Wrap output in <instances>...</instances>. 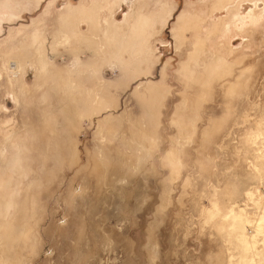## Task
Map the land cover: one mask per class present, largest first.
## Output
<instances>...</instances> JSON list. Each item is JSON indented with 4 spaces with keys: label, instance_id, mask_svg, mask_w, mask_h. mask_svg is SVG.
<instances>
[{
    "label": "rangeland",
    "instance_id": "374dc122",
    "mask_svg": "<svg viewBox=\"0 0 264 264\" xmlns=\"http://www.w3.org/2000/svg\"><path fill=\"white\" fill-rule=\"evenodd\" d=\"M91 1L0 0L25 10L0 28V150L13 151L0 180L17 174L22 146L30 175L17 189L32 186L28 233L13 226L0 264L235 263L234 215L254 220L264 198V0H168L172 18L150 49L121 62L113 47L95 53L107 34L77 44L71 30L90 26L57 22ZM162 1L145 0L150 11ZM184 14L198 23L178 33Z\"/></svg>",
    "mask_w": 264,
    "mask_h": 264
},
{
    "label": "bare ground",
    "instance_id": "6f19581e",
    "mask_svg": "<svg viewBox=\"0 0 264 264\" xmlns=\"http://www.w3.org/2000/svg\"><path fill=\"white\" fill-rule=\"evenodd\" d=\"M38 1L39 2H37V6L43 0H38ZM124 2L125 0H116V2L113 0H92L91 1L92 5H90L91 7L88 8L86 6L83 8H79L78 10H75L74 8L70 6L64 9L63 12L61 11V14L58 16L57 22L59 26L62 27L63 29H68L69 27L70 28L73 27V23L75 21H79L77 22L78 26H80V23H86L90 26L89 28L90 33H85L81 30H78V31L71 30L72 35L74 37V41L77 42V44L78 43L86 44V43H89L90 40H93V39L95 40V38L93 37L96 34L95 32L99 34L100 33L107 34L106 45L104 44L96 45L97 50L99 51L95 53L98 56V54H102L103 52H105V49L107 46H110L111 48L113 47L114 50L112 52V56H115V58H117L115 59V60H118L117 62H121L119 60L120 58H122L123 53L129 50L132 51V49H134V51H132V54H135V52L138 51L137 50L138 48H140L142 51L145 49L146 50L150 49L149 45L151 43L149 42V40H151L152 36L154 35L157 26L161 25L162 28H165L166 25L169 23L170 19L172 18V11L169 9L170 3L168 0L157 2L156 7L158 9L156 11L151 10L152 13L149 8L150 6H148L150 2L148 4L147 2H145V0H132L131 1L132 2V13L125 16L124 21L119 24L116 22L115 16H116L117 10L122 8L121 5ZM228 2H230V4L232 5L234 3V0H219L218 6L225 7ZM3 4H4V6L2 5L3 9H0V28L2 27V24L4 22L6 21L9 22L10 20L11 22H14L18 18H20V16H22V15L20 16L16 15L14 11L15 7L11 3L5 2ZM16 6L18 7V10L17 9L15 10L18 12V14L25 11V10H21V7L23 6L21 3H19ZM77 23H75V28L78 27ZM196 23H198V20L196 18L194 17L191 18L188 15L184 14L179 18L177 32L181 33L186 28L192 27ZM214 25H215V29L217 30H219V28L221 27L216 23H214ZM247 26L248 24H245V27ZM106 30L107 32H105ZM70 37L71 35L69 36L66 33L63 38L66 41ZM37 38H35L33 41L34 43L36 42L35 44H37L38 42L39 38L38 39ZM32 46L33 45H31L30 47ZM26 47H27L26 48L27 50L23 49L22 51L23 52L22 60L24 59L23 63L26 61L25 58L27 56L28 49L30 50L29 46H26ZM96 47H94V49H96ZM132 54L130 56H133ZM46 55H47V51L42 52L40 54V57L44 60L41 64L42 69L43 68L46 69V66L50 64V61L46 59ZM103 56H104V53H103ZM40 57L39 59H41ZM7 58L9 59V55ZM76 64H79V62H77ZM122 64L124 63L122 62ZM58 79H60V76L58 77ZM58 79H55L52 77L49 80L51 84L53 83L52 85H50V89L54 90L55 92L57 91L56 89L58 88V86L56 85L57 83L55 82ZM97 82H99L97 85L99 88H102L105 86L104 85L105 82L103 78H101ZM66 84L67 83L65 82L64 84L65 86L63 88L64 91L67 90ZM47 96H49L50 98L49 93L47 94ZM87 96L88 97L84 98L87 104L85 108L86 110L90 107V104L92 103L91 101L92 96H90V93H87ZM88 102L90 103L88 104ZM48 120L49 122L51 120V123L53 124V128H55L54 124L56 122L53 121L54 119L53 120L48 119ZM49 126H50V123L48 124L47 127ZM11 147L12 146L9 145V146H4L1 148L0 159L5 158V152H7L8 150L12 151ZM18 148H19V150L17 149L18 155H16L13 158L17 174L15 176L9 175V178H7L6 181L3 179L0 180V245H2V247H3V244L6 243L7 239H10L12 235L11 230L17 231L16 228L13 227L15 224L26 225V228H25L26 230L22 234V238H23V236L28 233V228L30 227V224L32 223V219H30L31 217L29 215L30 213H29V205H28V200H29L28 198L31 196L30 194L32 192L31 190L32 186L30 188H26L24 187L25 185L23 183V178L27 179L30 175V170L27 167V162H28L27 160L29 159V156H28L29 152L28 153L25 152V149L22 146ZM21 184L24 185V186L22 185L23 189L18 190L17 188L21 186ZM24 189L25 191H23ZM20 190L21 192L19 193ZM254 205L257 206L259 210H262L259 213V215L255 213L257 215V216L255 215L257 218H255L254 220L243 217L242 214L234 215V220L241 221L240 225L244 230L242 233L236 235V239L238 241L236 245L237 250H238V258L235 263L232 262L233 264H264V256H262L260 253L261 251L260 242L261 240H264V237L263 239L261 238V234H263L264 232V198H262L258 202H254ZM30 238H31V235H30ZM15 240H16V243L20 241V239L18 238V235L12 238V244ZM5 245L6 247L0 249V254L1 253L4 254L6 252V248H8L10 244L7 243Z\"/></svg>",
    "mask_w": 264,
    "mask_h": 264
}]
</instances>
